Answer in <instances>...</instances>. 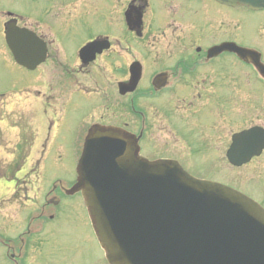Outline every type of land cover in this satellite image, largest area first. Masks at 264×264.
I'll return each mask as SVG.
<instances>
[{
	"label": "water",
	"instance_id": "95a60500",
	"mask_svg": "<svg viewBox=\"0 0 264 264\" xmlns=\"http://www.w3.org/2000/svg\"><path fill=\"white\" fill-rule=\"evenodd\" d=\"M218 1L264 6V0ZM6 39L19 63L33 68L43 60V44L32 33L9 29ZM262 139L257 127L234 134L229 161L247 162ZM135 151L126 135L92 129L77 166L73 190H81L110 264H264V211L254 201Z\"/></svg>",
	"mask_w": 264,
	"mask_h": 264
},
{
	"label": "rangeland",
	"instance_id": "374dc122",
	"mask_svg": "<svg viewBox=\"0 0 264 264\" xmlns=\"http://www.w3.org/2000/svg\"><path fill=\"white\" fill-rule=\"evenodd\" d=\"M120 1L121 0H119V3ZM70 2L71 4L77 2V6L75 8L71 7V11H68L71 13V26H74V28L71 35L67 34L64 38H61L64 46L59 49L58 54V58L60 55L61 60L66 65V69H68V65L71 64L73 57L75 56L77 46L85 37V34L77 36V31L87 29L91 30L93 33H98L101 30L114 27L121 23V11L111 10L113 9V6L119 5L116 0H0V9L11 8L14 9L12 11L17 10L24 15L36 14V17L23 16L25 17L23 22H27L28 25L34 28H38L34 25H39L41 30L48 33L49 28L46 25L43 27L41 26L43 24H48V22L38 19L41 13H45L44 7L47 8V11H52L53 13L55 11H61V9H59L61 4L67 5ZM151 2L154 9L153 12H157V15L158 13L163 14L165 7H167L169 3H173L175 7H181L182 9L180 11H191L193 9L192 11H196L198 23L203 22L202 16L204 14H212L213 16L214 11L219 10L217 6L205 3L203 0H151ZM220 10L223 9L220 7ZM220 10L219 13L222 15L223 12ZM189 13L190 12L187 14ZM54 18H57L58 21L54 22L51 20L50 22L54 24L65 23L63 22L62 17L55 16ZM231 18L235 19L237 23L240 22L241 25L238 29L244 34L245 38H247L251 35L250 33L256 24L262 22H260V20L264 18V14L247 12L246 10L240 9L236 10V18L233 16H231ZM2 30L3 27L0 22V94L6 93L9 95L10 99L13 102H16L18 107L22 110H26L27 108L34 110V116H21L22 118L17 122L16 139L21 140V142L18 143L15 150L17 149L18 153L20 151L19 147L22 146L24 151H29L33 146L38 145L40 147L42 141L44 151L42 156L40 154L37 157L20 154L19 158L24 157V161L13 158L10 155H8V158L6 159H0V176L3 171H5V173L7 172L5 167H9V169H12V172H14L11 177L14 178L16 173V179H19L20 174L23 171L15 172V170L22 165L27 166L33 164L31 168L36 166L37 170L36 173H33L35 174V177L30 180V184H32L34 190L37 186L38 192L41 195L37 197L36 202H40L42 200L43 192L49 190V186L56 179H61L64 182L73 179L76 150L73 151L75 147V138L72 140L71 137L81 128L82 124L80 122L84 121L85 118L88 117V114L92 112V109L95 106V100L93 98L87 100L86 97L79 96V94L75 92L77 86L75 87L73 85L70 78L71 76L66 75L64 78L67 81L65 88L60 94H57L50 100V109H47L46 112H41L40 109L42 104L36 100L34 96L37 91H40L39 88L42 85L41 77H44L45 75L43 88H49L52 85V87H54L57 81L54 80L55 76L53 75L61 71L60 65L50 67L52 64L57 65L58 63L48 62L41 66L40 71H29L21 68L12 61L11 55L4 42V38L2 37ZM56 30L58 32L64 31V28L57 24ZM211 30L212 28H209L201 33L205 36L207 31L211 32ZM242 79L248 81L251 79V76L242 75L241 80ZM250 87L252 86L250 85ZM22 92L26 94L24 95ZM42 94L44 97V93ZM224 97L229 100L232 96L229 97L224 95ZM236 98H239L236 101V103H239L238 107L245 103L241 101L245 98L244 96H236ZM259 98L260 96L249 97L250 102L253 103H258L257 99ZM124 102H128V99H124ZM125 111L130 112L128 109ZM50 119H57V122L55 128L49 129V133L52 136L47 138L45 133V131L47 132V129L44 131V128L46 123L47 125L49 124ZM90 120H96V117L91 116ZM109 120H114V118H109ZM115 120L119 119L117 118ZM122 121L128 122L133 128L132 114L125 113ZM262 121L264 122V117L262 118ZM242 124L241 121L231 123L230 127H227L226 133L228 130H237ZM15 133L16 131H13V134ZM5 138L6 135L2 137V139ZM146 148L148 149L146 152H149L152 149L151 147ZM37 161L38 163L36 164ZM196 163L198 166L197 168L200 170L199 173L198 171L190 170L196 176L224 181L226 184H231V186L239 188L244 192H248L260 200L264 197V184L260 186V182H262L261 178L264 176V156H262L260 160L258 159L249 164V166L246 165L240 169H229L230 167L224 163L220 156L217 157V155H208L202 158L199 157V159L196 160ZM14 164L16 165L13 169ZM9 176V172L5 174L6 178H10ZM26 177L27 179L22 178L16 183L23 187L26 183L24 180L29 182V177ZM14 184L15 181L1 179L0 196L4 193H8L9 191L7 187L11 188ZM18 185L16 188L17 190H20L18 189ZM58 195L61 198L59 205L60 213L65 218L63 219L61 230L56 235L58 236L60 234L59 237H55L53 240L57 241L59 244H65L70 249L71 245L78 242H81L84 247L81 252H68V259L59 260V264H105L101 251L93 242L85 239L87 233V228L85 227V225H87V215L82 206L80 196L66 197L60 193H58ZM1 203L2 201H0V204ZM3 203V205H0V225H2L3 228H6L5 225H9L10 222L14 220V217H12L11 214L20 210L15 209L14 207L11 208L10 201H5ZM20 216L21 218H24L26 214L21 212ZM2 227H0V233L7 234V230L2 229ZM12 233L13 232L10 234ZM4 243L5 238H0V264H9L5 255L6 247ZM100 259H102V263H100Z\"/></svg>",
	"mask_w": 264,
	"mask_h": 264
},
{
	"label": "flooded vegetation",
	"instance_id": "af4514ba",
	"mask_svg": "<svg viewBox=\"0 0 264 264\" xmlns=\"http://www.w3.org/2000/svg\"><path fill=\"white\" fill-rule=\"evenodd\" d=\"M203 1L217 6L219 10L221 7L222 15L219 10L214 11L213 16L204 14L203 22L198 23L196 11L192 9L187 14L188 11H180L181 7H174L173 3H169L164 11L170 12L163 23H153V19L146 22L143 15L140 26L128 31L122 27L117 33L114 52L117 55L118 72L121 76L128 63L123 56L127 46H131L134 51L142 48L141 53L139 50L135 56L131 55L132 58H130V61L136 60L141 66V78L133 92L132 99L133 122L135 127H138L135 133L140 135L141 147L146 141L148 143L158 141L168 143V139H171L169 142L173 144L188 145V148L180 150V154L182 157H190L195 152L189 146L201 144L208 147L211 144L226 143L229 135L221 137L219 129L235 121L236 116L230 99L227 100L224 95L247 96L252 92L249 87H246L245 79L241 80L242 75L251 76L250 65L243 63L232 52H222L216 56H208L207 53L213 45L233 42L239 46L259 51L264 61V18L260 20L262 21L260 24H256L251 35L245 38L238 29L240 22L237 23L231 18V16L236 18V10L240 9L220 6L212 0ZM129 5L133 8H141L142 3L131 0ZM243 10L248 11V9ZM261 13H264V10ZM191 15L196 16V19L194 18L190 23L192 30L189 28L190 24L186 23ZM209 28H212L211 32L207 31L204 36L201 32ZM161 73L165 76V84L157 91L153 85V78ZM169 86L171 90H166L167 94L185 95L188 99L187 111L182 114L183 119L188 116L195 98H199L197 110H190V114L196 118L195 123L185 124L183 120L180 124L170 123L171 118L177 115L172 111L177 106L173 108L169 98L162 99V101L157 98L162 90ZM181 89L190 90L191 94L180 92ZM201 96H220V98L215 103L212 102L214 103L212 107L208 105L204 107V98ZM144 98L149 101L145 102ZM200 115L201 121L197 125ZM241 117L246 120L248 117L250 119L251 109L243 110ZM257 121L264 126L263 121L260 119ZM263 154L264 150L261 156ZM258 201L264 205V197ZM11 255L17 257L15 253Z\"/></svg>",
	"mask_w": 264,
	"mask_h": 264
}]
</instances>
